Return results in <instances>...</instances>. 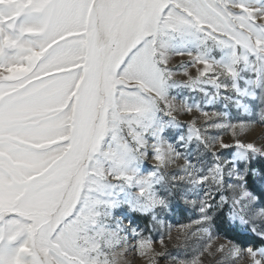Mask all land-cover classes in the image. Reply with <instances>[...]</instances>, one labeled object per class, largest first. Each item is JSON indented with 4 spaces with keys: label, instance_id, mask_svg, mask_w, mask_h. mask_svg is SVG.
Listing matches in <instances>:
<instances>
[{
    "label": "snow or ice",
    "instance_id": "obj_1",
    "mask_svg": "<svg viewBox=\"0 0 264 264\" xmlns=\"http://www.w3.org/2000/svg\"><path fill=\"white\" fill-rule=\"evenodd\" d=\"M0 264H264V0H0Z\"/></svg>",
    "mask_w": 264,
    "mask_h": 264
},
{
    "label": "rangeland",
    "instance_id": "obj_2",
    "mask_svg": "<svg viewBox=\"0 0 264 264\" xmlns=\"http://www.w3.org/2000/svg\"><path fill=\"white\" fill-rule=\"evenodd\" d=\"M257 131H259V129H257ZM171 223V222H170ZM173 235H175V232H173ZM171 246V245H170Z\"/></svg>",
    "mask_w": 264,
    "mask_h": 264
}]
</instances>
